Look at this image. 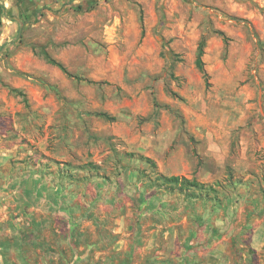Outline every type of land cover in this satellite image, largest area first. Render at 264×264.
<instances>
[{
    "label": "crops",
    "instance_id": "0c3cea01",
    "mask_svg": "<svg viewBox=\"0 0 264 264\" xmlns=\"http://www.w3.org/2000/svg\"><path fill=\"white\" fill-rule=\"evenodd\" d=\"M174 1L96 0L89 10L77 11L70 6L64 12L63 0H8V6L0 2V204L9 220L7 231L0 230V253L10 255V264H264V161H257L248 142L244 145L243 134L238 136L236 148L229 134L226 148L221 150L183 147L181 151L173 148L169 154L170 161L182 165L184 173L167 175L213 183L231 168L244 180L240 196L209 217L177 210L160 214L153 211L159 198L146 197L140 202L137 194L126 196V188L119 202V197L108 196L112 187L105 177L95 176L86 186L76 188L75 196L68 195L71 188L67 193L58 175L62 160L48 148L52 139L62 144L55 131L68 116L63 109L77 108L81 101L79 95L68 98L65 94L72 84L68 78L75 80L76 86L78 80L66 77L41 54L42 46L48 51L43 29L50 32L54 21L69 16L72 38L76 36L72 41L102 45L103 49L98 52L92 46L87 66L94 70L84 77L106 80V44L111 50L109 59H127L128 45H139L134 59L158 57V50L148 49L150 43L169 42L182 36L176 28L191 26V20L171 18ZM248 1L227 4L243 14ZM28 30H36L28 35L27 41L34 45L29 51L17 46L18 31ZM64 42L58 37L51 40L52 44ZM116 45L124 49L115 52ZM54 58L76 75L60 57ZM9 88L21 90L26 102ZM49 105L53 108L50 116ZM99 110L106 112V105ZM48 117L49 124L55 126L53 136L46 131L48 126H43ZM93 130L104 137L113 134L106 125L104 130ZM253 130L248 140L254 138ZM101 146L102 156L97 161L91 156L88 159L106 173L111 168L106 163V138ZM139 152L160 164L151 154L142 149ZM74 162L82 163L78 159ZM129 172L135 175V171ZM127 182L137 193L140 182L131 177ZM78 190L82 191L79 195ZM84 191L90 195L86 200ZM134 203L142 205L140 211H135ZM9 205L13 210L8 212Z\"/></svg>",
    "mask_w": 264,
    "mask_h": 264
},
{
    "label": "rangeland",
    "instance_id": "374dc122",
    "mask_svg": "<svg viewBox=\"0 0 264 264\" xmlns=\"http://www.w3.org/2000/svg\"><path fill=\"white\" fill-rule=\"evenodd\" d=\"M230 1L175 0L171 18L192 21L188 28L175 29L182 36L177 35L169 42L150 43L148 49L158 50V57L153 54L140 60L132 57L139 45L126 46L130 51L124 60L118 57L109 59L111 50H107L109 45L106 44V80H100L99 84L83 79L85 74L94 70L87 66L92 46L95 51L102 52V45L72 41L76 36L72 38L69 16L54 21L50 32L43 29L42 37L48 52L53 57H60L79 75L77 86L75 80L68 78L72 84L68 85L65 94L68 98L79 95L81 101L77 108L68 106L63 109L68 115L63 121L67 123L66 129L59 124L55 133L54 124H49L50 117L46 119L43 125L48 126L46 131L67 140L60 144L52 139L48 141V148L55 150L60 161L75 163L74 160L78 159L84 162L90 156L97 161L103 153L100 150L102 141L88 139V123L92 130L93 127L104 130L106 125L120 151L136 153L142 149L151 154L160 163L157 169L164 174L184 173L182 165L170 161L173 148L180 151L183 147L221 150L226 148L229 134L235 148L238 136L243 134L244 145L248 142V149L257 155V161H264V0H249L243 14L230 7L227 4ZM63 5H66L63 12L70 9L68 0H63ZM33 31L36 30L18 31L17 46H24L29 51L34 45L27 39L28 35L34 34ZM202 35L206 41L203 61L209 74V85L205 84L194 62L196 46ZM57 37L65 42L52 44L51 40ZM123 49L120 45L114 47L115 52ZM153 98L157 108L153 105ZM99 105H106V112L115 120L105 121L94 116L82 119L74 112L93 113L100 111ZM52 111L51 106L47 108V115L50 116ZM253 129H256V139L254 136L248 140L247 135L253 133ZM124 163L139 165L142 167L140 173L145 171L146 176L153 172L148 164L131 162L128 157ZM246 175L244 173V179ZM130 177L134 179L132 173L121 168L113 177L115 182L112 181L108 196L119 197L121 202L124 188L126 196L136 194L127 182ZM81 192L78 190V195ZM89 197L85 192L84 199ZM12 207L8 206V212L13 210ZM4 208L0 204V230L7 231L9 220L4 217ZM10 258L9 254L0 253V264H10Z\"/></svg>",
    "mask_w": 264,
    "mask_h": 264
},
{
    "label": "trees",
    "instance_id": "16d2710c",
    "mask_svg": "<svg viewBox=\"0 0 264 264\" xmlns=\"http://www.w3.org/2000/svg\"><path fill=\"white\" fill-rule=\"evenodd\" d=\"M72 1L73 0H68L71 8L77 11L89 10L94 7L96 3V0H80L77 3H72ZM221 34L224 35L223 32H221ZM205 46V36L202 35L200 36L196 46V56L194 62L197 70L201 73L205 84L209 85V74L205 69L203 61ZM40 51L48 63L58 67L68 77H73L74 79L79 78V75L69 72L67 68L60 61L51 56V54L43 46L41 47ZM170 51L171 50H169V52ZM81 78L83 79V77ZM83 80L91 84H99V81H93L87 78H84ZM9 90L20 95L23 101L26 102V96L21 90L16 88H9ZM153 105L157 108L154 98ZM65 115L67 114L65 113ZM77 115L82 119H84V116H94L105 121L115 120L114 116L109 115L108 112L104 111H95L93 113L86 111L85 113H82L81 110H77ZM64 119H67V116L64 117ZM66 125L67 123L63 122V128L66 129ZM89 126L90 125L87 123V136L89 140L102 141L106 138V148L109 150L106 163L111 168L105 173L99 164L93 162L90 159L78 164H75L72 161H62L63 167L58 175H60V182L62 183L63 189L67 193L68 188H71V191L68 193V195L71 194L75 196V189L79 188L81 184L83 185L82 187L86 186L88 182L91 181L95 176L101 178L105 177L112 184L115 181L113 178L114 175L118 173L119 170L121 171L122 168V171L125 172L135 171L134 179L140 182L138 186V192L136 193L137 201H145L146 197L151 198L152 196L159 198V203L156 204V209H153V211L164 215L169 211L177 210L179 212H190L192 215H194V217H198L199 215L202 217L204 214H207L206 217H209L210 214L213 212H218L221 208H228L234 199L240 196V187L244 185L245 182L241 177L235 176L231 168H226L223 178L216 180L213 183L200 182L195 177L188 178L181 175H167L158 171L156 162L152 158L140 152L134 153L120 151L114 143L115 137H112V134L106 135V137H104L102 134L99 135V133L92 130ZM63 141L67 142L66 138L62 137V143ZM126 157L130 158L131 162L132 160H135L141 164H148L152 168V174L146 176L144 175L145 171L144 174L142 172L140 173V168L142 167L139 165L133 166L131 164L128 166L124 163V159ZM101 170L102 172H100ZM153 174L154 177L152 176ZM73 184L75 185L73 186ZM83 195L85 196V191L83 192ZM169 196L171 197L170 199H168ZM149 203L152 205L151 201ZM150 206H148V208H150ZM133 208H135V211H140L142 205H140V203H134ZM32 244H34V241H32ZM162 264L171 263L164 262Z\"/></svg>",
    "mask_w": 264,
    "mask_h": 264
},
{
    "label": "built area",
    "instance_id": "2783aa9c",
    "mask_svg": "<svg viewBox=\"0 0 264 264\" xmlns=\"http://www.w3.org/2000/svg\"><path fill=\"white\" fill-rule=\"evenodd\" d=\"M0 2L3 6H8V0H1Z\"/></svg>",
    "mask_w": 264,
    "mask_h": 264
}]
</instances>
